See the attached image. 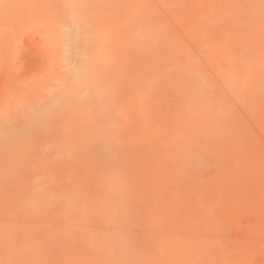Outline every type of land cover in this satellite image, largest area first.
Here are the masks:
<instances>
[{"label": "rangeland", "instance_id": "obj_1", "mask_svg": "<svg viewBox=\"0 0 264 264\" xmlns=\"http://www.w3.org/2000/svg\"><path fill=\"white\" fill-rule=\"evenodd\" d=\"M0 264H264V0H0Z\"/></svg>", "mask_w": 264, "mask_h": 264}]
</instances>
